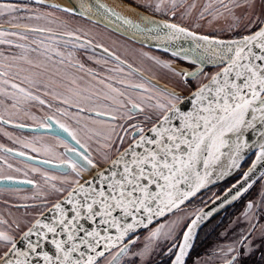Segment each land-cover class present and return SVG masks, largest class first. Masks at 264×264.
<instances>
[{
	"label": "snow or ice",
	"instance_id": "snow-or-ice-1",
	"mask_svg": "<svg viewBox=\"0 0 264 264\" xmlns=\"http://www.w3.org/2000/svg\"><path fill=\"white\" fill-rule=\"evenodd\" d=\"M0 46V264H264V0H0Z\"/></svg>",
	"mask_w": 264,
	"mask_h": 264
},
{
	"label": "flooded vegetation",
	"instance_id": "flooded-vegetation-1",
	"mask_svg": "<svg viewBox=\"0 0 264 264\" xmlns=\"http://www.w3.org/2000/svg\"><path fill=\"white\" fill-rule=\"evenodd\" d=\"M131 43V42H130ZM133 44V43H132ZM2 47V46H0ZM146 50H149V49H146ZM152 52H155V53H158L159 55H161L162 57H164L165 54H162V53H159V52H156V51H153V50H150ZM4 127H6L8 130H13L15 131L16 135H21V134H29V135H47V136H50L49 134H46L44 132H41L39 134L37 133H32V132H28V131H24L23 133L19 132L18 130H15L11 125H5ZM43 131V130H42ZM0 144H5L7 145L8 147H15V148H20L19 145H13L12 142H5V138H4V135L2 132H0ZM22 151H26L24 149H20ZM33 155H36L35 153H32L30 151H28V156H33ZM43 159V156H41L40 158H38L37 160L38 161H41ZM25 161L24 159H21V158H16V159H9V162L12 163L14 165V167H19L21 169H24L25 166L24 165H21L20 163H23L25 164ZM27 164L31 165V164H35V163H32L30 161H27ZM37 167H46V166H43V165H39V164H35ZM8 172H11L10 169H7L6 167H4L2 164H0V174L2 173H8ZM13 175H15L18 179L17 181H22L25 177L23 175V172L21 173H12ZM31 175V173H30ZM1 182V181H0ZM23 184V183H22ZM215 189H213L214 191ZM9 191H21V192H18L16 193L18 196H16V194H13ZM35 191V189H33V187L31 185H27V184H23L22 187L20 188H10V187H3V186H0V212H4L5 214H7L6 212V208H10L12 204H23V203H31V197L33 195V192ZM210 194V193H209ZM28 198V199H26ZM5 200H8L9 201V205H5L4 204V201ZM238 207V205H237ZM12 211H15V209H12ZM22 211V209H21ZM234 212V209H229L228 210V213L231 214ZM221 217L224 218V222L225 224L227 223V215L222 213L221 214ZM221 217H217L216 219L217 220H220ZM207 229H204L202 230L201 232V235L203 236L204 235V232L206 231ZM211 237L208 238V242H211Z\"/></svg>",
	"mask_w": 264,
	"mask_h": 264
},
{
	"label": "water",
	"instance_id": "water-1",
	"mask_svg": "<svg viewBox=\"0 0 264 264\" xmlns=\"http://www.w3.org/2000/svg\"><path fill=\"white\" fill-rule=\"evenodd\" d=\"M53 2L63 3L64 0H53ZM103 2L107 3V2L104 1V0H103ZM107 4H109V3H107ZM110 5H111V4H110ZM118 10H120V9H118ZM125 14H126V15H131V13H128V12H125ZM100 27L103 28L104 26H103V25H100ZM109 32H112V29H109ZM113 34H115V35H117V36H119V37H121V38H123V39H125V40H128L129 42H131V43H133V44H136L134 41H131V40H129L127 37L122 36L119 32H114ZM136 45H139V44H136ZM139 46H140V45H139ZM150 50H153V51H156V52L162 53V52H160L158 49H156L155 47L150 48ZM162 54H163V53H162ZM24 131L31 132V130H24ZM41 132H43V131L41 130ZM17 158H21V159L26 160L25 157H17ZM27 161H30V162L35 163V164L43 165V164H42L40 161H38V160H36V161L27 160ZM43 166L48 167L47 165H43ZM0 186H3V187H10V188H20V187L23 186V184L20 183L19 181H14V182H5V181H1V182H0Z\"/></svg>",
	"mask_w": 264,
	"mask_h": 264
},
{
	"label": "rangeland",
	"instance_id": "rangeland-1",
	"mask_svg": "<svg viewBox=\"0 0 264 264\" xmlns=\"http://www.w3.org/2000/svg\"><path fill=\"white\" fill-rule=\"evenodd\" d=\"M101 29H103L102 27H100ZM113 36H114V38H118L119 40H120V42L121 43H128L129 45H135L136 47H140L139 45H136V44H132V43H130L128 40H125V39H123V38H121V37H119V36H117V35H115V34H113ZM153 53H155V52H153ZM155 54H158V53H155ZM159 55V54H158ZM156 71V74H157V76L158 77H162L163 76V72L162 71H160L159 69H156L155 70ZM37 115H43V113L42 112H37L36 113ZM29 124H31L32 122L31 121H27ZM8 131H10V132H13V133H16L15 131H13V130H8ZM14 135H16V134H14ZM24 135V134H23ZM25 135H29V134H25ZM46 143H48V144H55V141L51 138V136H45V135H39ZM4 138H5V142H11L10 140H8V138L7 137H5L4 136ZM21 165H24L25 166V164H23V163H20ZM9 192H11V193H13V194H16V193H18V192H21V191H9ZM16 196H18L17 194H16Z\"/></svg>",
	"mask_w": 264,
	"mask_h": 264
},
{
	"label": "bare ground",
	"instance_id": "bare-ground-1",
	"mask_svg": "<svg viewBox=\"0 0 264 264\" xmlns=\"http://www.w3.org/2000/svg\"><path fill=\"white\" fill-rule=\"evenodd\" d=\"M106 1L107 3L111 4V5H115L117 3H119V0H104ZM146 50V49H145ZM150 50V49H149Z\"/></svg>",
	"mask_w": 264,
	"mask_h": 264
}]
</instances>
